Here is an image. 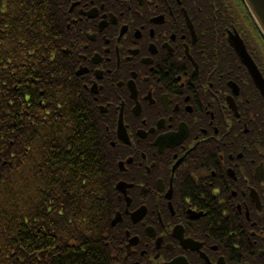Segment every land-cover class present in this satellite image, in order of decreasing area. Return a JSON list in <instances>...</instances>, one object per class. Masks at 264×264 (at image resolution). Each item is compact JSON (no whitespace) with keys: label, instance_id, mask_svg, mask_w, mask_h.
Segmentation results:
<instances>
[{"label":"flooded vegetation","instance_id":"obj_1","mask_svg":"<svg viewBox=\"0 0 264 264\" xmlns=\"http://www.w3.org/2000/svg\"><path fill=\"white\" fill-rule=\"evenodd\" d=\"M225 1L67 0L63 50L115 165L120 264H264V97L231 34L263 76L264 58L239 3L210 19Z\"/></svg>","mask_w":264,"mask_h":264},{"label":"trees","instance_id":"obj_2","mask_svg":"<svg viewBox=\"0 0 264 264\" xmlns=\"http://www.w3.org/2000/svg\"><path fill=\"white\" fill-rule=\"evenodd\" d=\"M225 6L210 19H231ZM65 12L66 0H0V264L121 263L108 132L62 52Z\"/></svg>","mask_w":264,"mask_h":264},{"label":"water","instance_id":"obj_3","mask_svg":"<svg viewBox=\"0 0 264 264\" xmlns=\"http://www.w3.org/2000/svg\"><path fill=\"white\" fill-rule=\"evenodd\" d=\"M248 9L256 19L260 30L264 35V0H244ZM236 49L241 59L247 66L251 69V73L254 74L258 88L261 90L264 96V79L260 75L258 68L256 67L253 60L250 58L243 43L240 41L239 37L236 36Z\"/></svg>","mask_w":264,"mask_h":264},{"label":"bare ground","instance_id":"obj_4","mask_svg":"<svg viewBox=\"0 0 264 264\" xmlns=\"http://www.w3.org/2000/svg\"><path fill=\"white\" fill-rule=\"evenodd\" d=\"M86 82H87V80L85 81V85H84V80L82 79L81 84H83L84 86L81 87V89H82L83 94H86L87 97L89 98L88 93L91 91H94V86H92L91 84L86 85ZM114 188H115V186H114Z\"/></svg>","mask_w":264,"mask_h":264}]
</instances>
